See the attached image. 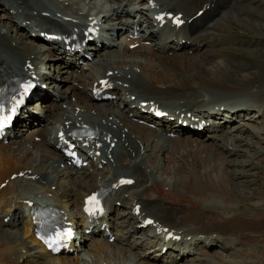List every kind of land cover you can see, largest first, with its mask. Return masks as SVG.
Returning a JSON list of instances; mask_svg holds the SVG:
<instances>
[{
    "label": "bare ground",
    "instance_id": "obj_1",
    "mask_svg": "<svg viewBox=\"0 0 264 264\" xmlns=\"http://www.w3.org/2000/svg\"><path fill=\"white\" fill-rule=\"evenodd\" d=\"M127 1L137 3V7L133 8L134 13H145L143 5L147 0H124L123 4H121L122 0H109L102 5L103 8L87 6L84 10V7L79 8L77 4L74 7H68V4H59L58 1L52 0H0V10H2L0 13V80L9 75L19 74L23 70L21 63L31 54V61L34 64L41 63V69L52 67L53 64L49 63L52 60H46V58L57 56L53 48L57 45L59 50L61 45L45 37L36 38L30 35L31 31L40 30L43 26L56 22L43 14L44 11H48L55 16L51 12V5L58 7L54 11L59 10L62 15L81 18L87 14H93L96 18H105L103 22L108 24L111 23L110 20L124 21L130 16L131 9L124 7ZM154 1H160L161 6L181 11L184 22L176 28L169 26L170 32L161 37L153 23L149 24L152 28L145 35L134 38L128 36L127 28L131 25H117V29L123 32L118 41L112 37V31H108L107 39L112 44L105 45L103 48L100 45V52L93 53L94 60H84L88 69L94 73L100 74L106 69H115L120 73L114 78L120 82L114 85L118 91V103H123L125 106L133 102L126 98L127 92L133 89L140 94L138 100L158 101L173 114L181 110H189L195 114L205 112L207 115H213L222 105L231 116L237 111L253 109L252 116H260L263 122L264 96L259 93L263 88L252 89L249 87L251 83H245L246 81L242 80L239 83L230 81L229 85L225 83L228 81L210 80L213 73H217L216 75L220 77L221 70L226 65L219 61L220 55L215 45L220 36L214 33L213 27L217 19L220 20L225 13L231 15L232 8L229 11L226 10L230 0ZM88 2L87 4L97 1ZM5 3L7 8H12L10 19L8 16H3ZM201 6L204 7L202 12L194 16L196 9ZM222 8L225 10L220 14ZM145 39L150 40L149 43L144 44ZM135 41L137 44L134 47L128 46ZM90 44V48L99 47L93 42ZM189 49L190 53H188ZM71 54L72 62L80 57H75L74 52ZM61 66L56 67L59 76L52 74L49 69L42 76V79H50L49 81H53L55 85L54 100L47 106L49 112L42 111L44 105L39 104L35 113L32 114L29 111L28 114L34 120H43L42 126H35L31 120L26 121L23 128H19L22 121L18 122L13 127L15 132L9 140L10 145L0 143V180L7 177L4 185L0 187V264H31L32 262L33 264H80L78 258L82 257H78V254L75 256L53 255L43 250L35 239L30 241L32 237L25 207V201L33 199L29 192H49L54 198V203L66 211H69V208L77 210L86 191L99 185L109 184L123 173H129L134 177V182L123 190L127 191L126 198L129 206L115 221L119 223V228L113 233L117 240L125 239V235L134 233L138 228L136 225L140 222L139 213L133 214V204L139 202L140 211H144L146 209L144 206L148 203L152 204L155 217L170 226L167 229L174 227L171 228L174 232L187 236L177 248H181V255L191 254L189 264H256L264 259L263 255L254 256L250 253L251 245L259 240L264 241V231H260L263 225L249 213H247L248 218L240 206L235 207L239 199L233 185L223 181L224 177L228 179L229 173L235 171L234 169L240 170L238 167L235 168L236 164H239V167L249 164L246 163L248 159H241L239 163L234 159L238 156V151H242L243 156L246 154L249 159L256 154L257 157H262L264 126L261 131L259 127L252 125L248 136L242 135L240 130L231 131L228 136L224 135L226 133L224 130L207 135L206 139L209 138V140L217 138L212 141L211 146L203 145L204 140L193 142L195 138L191 140L176 135L166 137L160 131L140 125L128 118L127 111L133 110L129 106L120 109L112 102H106L103 106L93 102L87 87L88 79H90L88 69L83 71L79 69L78 74L72 77L73 80L81 83V86L77 87L66 81L68 67L63 65L65 67L60 69ZM135 67L139 68L138 71ZM49 73L51 75H48ZM127 73L128 76H126ZM54 79L57 81L54 82ZM123 82L127 85H123ZM211 91L217 95L208 96L207 94ZM182 107L185 108L182 109ZM210 107H213L212 111L209 110ZM88 108L99 110L98 115H93ZM38 112H42V116H39ZM102 113L111 114L128 128L127 131L121 134L111 127L101 128L100 130H103L101 135L109 134L111 138L116 136L118 145L109 151L108 156V152L105 151L107 143L101 141L103 147L94 160H90L84 167L72 169L54 147V138L59 126L65 127L66 124L73 125L83 121L94 127L98 124L97 119L102 116ZM247 114L245 112L244 117H247ZM169 123L171 127H176L171 129L172 131L179 129V122L174 120ZM213 127V123H208L203 129L208 130ZM163 129L170 128H167L164 123ZM34 134L41 136L39 141L32 139ZM157 138L160 140L157 141ZM253 138L261 141L254 142ZM249 147L257 150L254 149L255 152H252ZM28 153L32 155H30L31 158ZM175 153L178 156H175ZM202 153L207 156L206 159H200L198 168L192 157L197 158ZM110 156L112 159H109ZM103 159L105 161L102 167L97 169L95 165ZM210 161L217 164V179L212 175L211 179L219 185L210 181L208 183L207 177L210 178L209 175L214 173L210 168ZM60 162L63 163L62 167L59 166ZM157 166L162 170L166 169L168 176L160 178L156 175L153 169ZM89 167L91 170H88ZM18 171L22 172L21 175L8 177L10 172ZM219 173L222 174V178ZM58 178L63 179L64 183H60ZM163 179L166 182H162ZM17 182L22 186L21 189L16 188ZM35 182L42 183L39 185ZM51 184H55L53 189H50ZM165 185L167 187L164 188ZM260 189L264 191V184ZM114 195V198L106 201V209L109 212L113 206V199H119L125 204L124 196L118 190L114 191ZM160 196H162L161 199ZM249 196L253 194L249 193ZM257 208L264 210L263 206ZM126 214H130V218H127ZM10 215H13V220L8 217L4 222L2 217ZM96 231L99 232L98 229ZM150 231L152 233L150 241L153 242L150 246H153L156 244L155 240L160 238V234L154 233L153 229ZM21 236L25 238L21 240ZM216 242L219 243L218 246L222 252L210 251L212 244ZM19 247L28 250V260L26 257H21ZM83 247L79 253L90 257L93 264H100L102 261L120 264L115 260L116 258H112L107 253L108 249L114 250L107 241V236L91 237L85 246L83 244ZM116 252L122 257L127 255L122 249H116ZM136 256L137 264H149L145 262L144 255L136 254ZM156 259L160 261V264L174 261L169 253L159 255ZM85 260L83 259L82 264H88Z\"/></svg>",
    "mask_w": 264,
    "mask_h": 264
},
{
    "label": "rangeland",
    "instance_id": "obj_2",
    "mask_svg": "<svg viewBox=\"0 0 264 264\" xmlns=\"http://www.w3.org/2000/svg\"><path fill=\"white\" fill-rule=\"evenodd\" d=\"M243 2L244 0H237L235 3H233V5L230 4V6H228L226 10L229 11V9L232 8V11H231L232 13H230L231 15H227L229 13H225L220 20H218L219 18L217 19V25L220 26L222 24L224 27L227 28L226 30L225 29L222 30L223 33H230L229 29H231V30L237 31V34H236V39L227 38V39H224L218 46H216L217 44L215 45L216 49L217 50L219 49V55L221 54L219 61L224 62L226 65L224 67L222 66L223 68L220 73L221 74L220 78H217L219 77L216 75L217 73L211 74L210 80H213L214 82L216 81L222 82L224 80V82L228 81L225 83H228L229 85L230 81L238 82V83L242 81L243 82L246 81L245 83L253 84V81L249 79V73L254 74L255 76L264 80V38H261V37L253 38L252 37V36H258L260 34H264V0H248L246 3H243ZM256 5L258 7H256ZM237 8L239 9L237 10ZM213 28H214L213 29L214 33L220 36L219 29L216 28L215 25ZM18 30L20 31L19 27H18ZM216 30L218 32H216ZM188 55L191 56V54H188ZM245 70L247 71L244 72ZM237 74H240L241 76H238L239 80H234V78L237 77ZM257 85L258 86L264 85V82L263 81H260L259 83L257 82ZM259 89L260 88H258V90ZM47 100H49V97L43 98L44 102ZM263 122L262 124L264 126ZM254 125H259V124L255 123ZM263 126L259 127L261 131L263 130L262 129ZM256 127L258 128V126ZM246 136H248V134H246ZM246 138H249V137H246ZM252 140H254L255 142V140H259V139L253 138ZM260 141L261 140H259V142ZM262 145L264 146V142L262 143ZM243 147L241 148L245 149ZM249 148L252 150V152H255V150H257L254 147H249ZM237 154L239 157L236 156L234 157V159L237 160L238 163L241 162L240 161L241 159H248V162L246 163H249V164L245 166L243 165L242 167H239V164H236L235 168L238 167L240 170L234 169L235 171H231L229 173L227 177L228 179L224 177L223 181L224 182L227 181L229 182V184L233 185L232 187L234 188V191L236 192V195L238 196L237 198L239 199L238 204H236L235 207L240 206L241 209H243V211L246 213V215L247 213H249V215H251L258 222H260L264 228V210L258 209L257 208L258 206L256 207L254 206L262 202L264 204V191H261L260 189V187L264 184V154L261 155L262 156L261 158L257 157V154H256V156L254 155L251 159H249L248 156H246V154H244L243 156L242 151H238ZM31 156L29 157L31 158ZM206 156H207L206 154L202 153L197 158L192 157V160L196 162V166L199 168L198 162L200 161V159H206ZM229 158H233V157H229ZM163 159L165 158L163 157ZM258 159H262V160L256 161ZM210 162H211L210 168L214 171V173L210 174L209 176L212 175L214 178L217 179V175H218L217 164L213 163L214 161L213 162L210 161ZM241 168L243 169L241 170ZM223 170H225V168H223ZM221 175L222 174L219 173V176ZM212 176L210 178L207 177L208 183L210 181V183L215 182L216 185H219V183L211 179ZM26 177L27 175L25 176V178ZM238 183L240 186H238ZM249 193L253 194V196H249ZM161 198L162 196H160V199ZM250 199H253V200H250ZM241 209H239V211H242ZM130 214H126V216H128L127 218H130ZM13 215H10V218L8 219L13 220L12 219ZM137 218L135 219V221L137 220ZM260 231L263 232L264 229H261ZM213 247H214L213 248L214 252L220 251V248L218 245H214ZM250 247H249L251 249L250 253L253 254L254 256H258V254L261 252L260 249L264 250V241L261 242L259 240L255 242L253 245H251ZM141 249H142V245L140 248H138V251H141ZM232 251H235V250H232ZM129 253L130 255L132 254L131 252ZM115 254H118V253L114 250V255ZM259 255H263V254H259ZM118 257L121 259L122 258L126 259L127 255L125 257H122L121 255H119ZM188 257L189 256H186L184 259H182L180 264H186V262H188ZM146 259L148 260L149 258H146ZM256 264H264V261L262 260V262H257Z\"/></svg>",
    "mask_w": 264,
    "mask_h": 264
},
{
    "label": "snow or ice",
    "instance_id": "obj_3",
    "mask_svg": "<svg viewBox=\"0 0 264 264\" xmlns=\"http://www.w3.org/2000/svg\"><path fill=\"white\" fill-rule=\"evenodd\" d=\"M3 126V124H2V122H0V127H2Z\"/></svg>",
    "mask_w": 264,
    "mask_h": 264
}]
</instances>
